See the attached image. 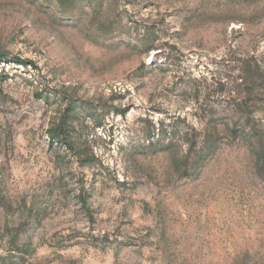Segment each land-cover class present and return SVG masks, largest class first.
<instances>
[{
  "label": "rangeland",
  "instance_id": "obj_1",
  "mask_svg": "<svg viewBox=\"0 0 264 264\" xmlns=\"http://www.w3.org/2000/svg\"><path fill=\"white\" fill-rule=\"evenodd\" d=\"M0 56V264H264V0H0Z\"/></svg>",
  "mask_w": 264,
  "mask_h": 264
},
{
  "label": "trees",
  "instance_id": "obj_2",
  "mask_svg": "<svg viewBox=\"0 0 264 264\" xmlns=\"http://www.w3.org/2000/svg\"><path fill=\"white\" fill-rule=\"evenodd\" d=\"M0 59H6L5 57ZM26 61H23L22 63H25ZM245 78L246 80L249 81H253L255 79V74L253 72V70L251 68H247L246 72H245ZM244 78V79H245ZM242 79V80H244ZM69 121H71V119L69 118V116H63L61 123L57 124V126H54L53 128H51L50 131V137L53 141L56 142H61L64 143L74 154H76L77 158L80 159L81 161V157H82V147H78L75 146L74 142H72L71 140H67L66 138V129H67V123H69ZM250 124V120L249 118H244L243 122L240 126V128H234V129H241L240 131H242V133L245 132V127L246 125ZM249 129L251 131V133H255V129L253 126H249ZM244 135V134H243ZM246 136L245 139L250 141V136L249 135H244ZM259 135H257L256 133L254 134V137L257 140H260L258 138ZM201 144L199 145L198 148H196L197 143L193 142L189 144V155H195V163L197 164H202L204 159L209 156L214 149L216 148L217 145V139L210 136V134H207L204 136L203 140L200 142ZM252 144V140L251 143ZM258 157L260 160H264V147H261V150L257 151Z\"/></svg>",
  "mask_w": 264,
  "mask_h": 264
}]
</instances>
